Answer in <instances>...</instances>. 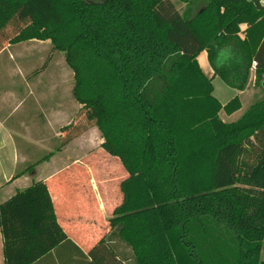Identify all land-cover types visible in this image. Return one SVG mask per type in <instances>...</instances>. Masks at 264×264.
Segmentation results:
<instances>
[{"label": "trees", "instance_id": "1", "mask_svg": "<svg viewBox=\"0 0 264 264\" xmlns=\"http://www.w3.org/2000/svg\"><path fill=\"white\" fill-rule=\"evenodd\" d=\"M30 40L73 71L81 107L64 144L95 124L127 173L85 264H264V96L227 122L241 99L223 104L213 85L245 90L256 61L264 91V0H0V50ZM67 171L0 201L4 264L71 240L49 189L67 192Z\"/></svg>", "mask_w": 264, "mask_h": 264}, {"label": "rangeland", "instance_id": "2", "mask_svg": "<svg viewBox=\"0 0 264 264\" xmlns=\"http://www.w3.org/2000/svg\"><path fill=\"white\" fill-rule=\"evenodd\" d=\"M178 7L183 11L185 4L178 3ZM5 67L11 68L15 75L5 73ZM0 72V86L5 88L4 85L12 84L13 89L20 94V99H23L20 105L25 110L24 114L33 116L39 121L43 119L42 114L46 115L49 111L58 109L59 102L62 101V110L68 109V112L65 111L62 114L60 127L72 126L70 124L79 110V104L72 93L73 71L66 63L65 53L56 51L49 40L6 44L4 51L0 54ZM213 85L215 97L223 104L237 94L236 89L230 87L218 76L214 77ZM251 99L252 93L249 90L243 95L242 111L249 107ZM221 116L225 119L228 117L224 111H221ZM78 125L83 129L87 128L84 131L79 129L68 134L71 137L65 144L64 129L58 126L50 128L49 140L45 141L47 146L44 151L36 152L34 163L45 161V157L57 151L61 142L62 154L49 163L40 162L43 165L38 164L41 166L38 174L37 168L31 167V170L34 168V172L29 174V177L36 181L47 178L55 172L58 165L62 164V171L69 169L67 173L72 174L71 186H96L99 189L104 202L107 200L103 216L109 217L112 208L122 200L120 183L127 177V173L117 158L109 156L101 148L103 138L95 124L83 121ZM83 190L86 198L89 199L88 189Z\"/></svg>", "mask_w": 264, "mask_h": 264}, {"label": "crops", "instance_id": "3", "mask_svg": "<svg viewBox=\"0 0 264 264\" xmlns=\"http://www.w3.org/2000/svg\"><path fill=\"white\" fill-rule=\"evenodd\" d=\"M246 27V24L241 25L242 30H245ZM241 37H244L243 33H241ZM4 49L5 47L0 50V54ZM198 61L204 73L212 77L214 71L209 63L206 50L198 55ZM5 69V73L15 75L11 68L5 67ZM4 86L6 87L0 86V201L9 199L18 190L25 189L36 182L35 179L29 177V174L34 172V168H37L38 174L39 168L44 163H49L62 154V147L58 146L56 152H51L49 157H45V161H40L43 164L34 163L36 152L44 151L47 146L45 141L49 140L50 128L62 126V114L65 111L68 112V109L62 110L61 101L58 109H53L46 115L42 114L43 119L37 121L33 116L24 114L25 110L20 105L23 99H20V94H17V90L13 89L12 84ZM249 90L252 93L250 104L264 96V91L255 82V70H251L247 88L243 91L236 90V95L241 99L242 108L243 95ZM80 107L81 105H79ZM242 108L232 115H228L226 119L221 117L227 122L235 121L244 113L245 110L242 111ZM57 137L59 139V134ZM25 166L29 169L34 168L26 170ZM61 172L62 164L58 165L55 172L49 177L41 179H51ZM68 188L66 192L62 186H49L58 219L71 240L60 243L33 264H85L87 260L85 254L108 231L107 220L110 216H103L107 200L104 202L99 189L96 186H68ZM83 189H88L89 199L86 198ZM67 194H70L71 199ZM0 264H4L1 233Z\"/></svg>", "mask_w": 264, "mask_h": 264}, {"label": "built area", "instance_id": "4", "mask_svg": "<svg viewBox=\"0 0 264 264\" xmlns=\"http://www.w3.org/2000/svg\"><path fill=\"white\" fill-rule=\"evenodd\" d=\"M256 65H257L256 61H253L252 62V70H255Z\"/></svg>", "mask_w": 264, "mask_h": 264}]
</instances>
